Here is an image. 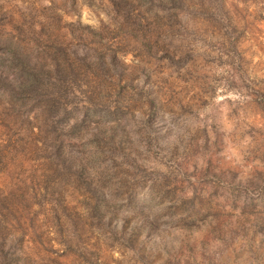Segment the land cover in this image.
<instances>
[{
    "label": "rangeland",
    "instance_id": "obj_1",
    "mask_svg": "<svg viewBox=\"0 0 264 264\" xmlns=\"http://www.w3.org/2000/svg\"><path fill=\"white\" fill-rule=\"evenodd\" d=\"M0 264H264V0H0Z\"/></svg>",
    "mask_w": 264,
    "mask_h": 264
},
{
    "label": "trees",
    "instance_id": "obj_2",
    "mask_svg": "<svg viewBox=\"0 0 264 264\" xmlns=\"http://www.w3.org/2000/svg\"><path fill=\"white\" fill-rule=\"evenodd\" d=\"M9 50H10V53H11L12 60L18 59V57L21 58L20 51L18 50L17 47H10ZM29 78H31V76H29ZM4 84H5L6 87H11V86H7L6 85V84H8L7 81H5ZM29 85H30V80L26 81V82L21 81V82L17 83V86L19 88H23V87L26 88V87H29Z\"/></svg>",
    "mask_w": 264,
    "mask_h": 264
}]
</instances>
